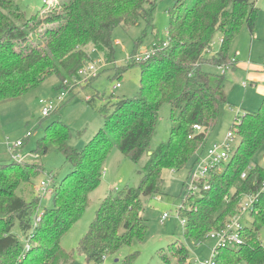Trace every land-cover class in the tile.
I'll list each match as a JSON object with an SVG mask.
<instances>
[{"label":"trees","instance_id":"obj_1","mask_svg":"<svg viewBox=\"0 0 264 264\" xmlns=\"http://www.w3.org/2000/svg\"><path fill=\"white\" fill-rule=\"evenodd\" d=\"M158 1L61 0L53 6L45 3L49 8L28 18L16 0H0V102L22 98L54 75L70 86L91 61L90 48L112 62L115 30L138 26L143 20L151 24ZM258 17L253 0H178L170 10L168 39L151 47L168 45L148 60H133L142 71L139 95L110 101L99 109L106 127L86 149L69 145L71 134L60 121L48 126L39 141L37 153L46 155L54 147L73 169L55 186L54 207L41 210L40 196L27 200L17 194L21 183L38 177L41 168L44 172L43 166L15 159L0 163V264L74 263V254L62 247V238L86 212L89 195L100 186L115 147L135 163L149 155L141 185L102 201L77 252L88 264H100L103 256L116 255L134 240H142L147 232L142 197L163 192L165 170L182 171L194 163L193 171L223 105L228 103L225 75L237 63L230 55L231 46L245 24L254 34ZM218 33L222 34L221 48L208 59L206 54ZM205 64L225 73L205 71ZM127 69H120L119 74ZM165 104L171 107L170 138L153 150ZM231 132L239 139L231 160L211 174L209 190L196 196L186 192L179 212L186 220V237L203 242L238 214L246 195L261 192L250 215L252 222L244 228L243 244L220 249L217 264H264V245L257 235L264 227V168L253 166L264 146V102L258 112L238 117ZM16 226L25 242L14 232ZM178 246L183 257L177 264H191L184 244L172 251ZM136 256L131 255L126 264H133ZM162 259L172 264L168 255Z\"/></svg>","mask_w":264,"mask_h":264},{"label":"rangeland","instance_id":"obj_2","mask_svg":"<svg viewBox=\"0 0 264 264\" xmlns=\"http://www.w3.org/2000/svg\"><path fill=\"white\" fill-rule=\"evenodd\" d=\"M16 0L25 11L28 18L36 16L48 6L58 5L61 0ZM47 1V0H46ZM178 0H159L153 11L151 24L141 21L135 27H119L113 33L115 56L112 62H107L105 55L90 48V62L100 67L99 76L88 84L81 85L74 78L71 80V92L62 84L61 79L54 75L41 86L22 98L0 102V163H10L13 154L9 146L24 140V146L17 149L27 154L25 160L40 164L41 174L29 183H21L17 194L27 200L34 196L41 197V210L54 207V198L39 191L42 181L53 180L59 186L71 174L72 166L66 161L64 154L54 147L46 155L36 152L38 143L45 137L47 128L52 123L60 121L68 128L71 137L69 145L84 151L92 139L106 127V121L99 109L108 102L122 98H135L139 95L141 55L153 43L168 39L170 27V10ZM259 9V17L254 34L247 24L231 46L230 55L237 61L236 67L226 72L228 103L223 105L218 123L208 137L203 149L206 152L211 144L224 142L238 117L246 112H258L264 102V0H253ZM44 29V28H43ZM222 34L218 33L206 58L211 59L221 48ZM141 41V42H140ZM140 43V45L138 44ZM129 64H133L129 65ZM249 65L250 67H246ZM127 71L120 72L122 68ZM205 71L223 75V71L209 64L203 65ZM120 83L121 87L116 88ZM246 84V87L243 84ZM68 95L65 102L59 105L60 98ZM114 97V98H113ZM91 99L92 102H89ZM50 105L58 110L49 117H43L44 108ZM173 121L169 104L160 110V123L152 141L154 150L170 138ZM32 132L30 138L27 134ZM239 139L234 137L235 147ZM25 156V155H24ZM149 155L145 154L139 163L126 158L115 147L105 167V173L100 186L89 195V205L82 218L62 238V247L74 254L73 264H88L86 258L77 252L82 238L87 234L94 222L97 212L104 199L128 187L138 188L141 185L144 167ZM254 165L264 168V146L255 156ZM194 163L182 171L165 170L163 192L142 197L144 205L143 218L147 232L142 240H134L130 246L123 248L118 254L108 257L103 264H126L127 259L136 254L133 264H165L162 257L169 256L172 264H177L183 257L178 244H184L190 256L191 264L196 260L203 261L212 257L216 246L215 241L206 238L203 242L189 239L185 235V223L179 209L183 206V196L188 192L190 172ZM243 203L246 199L243 198ZM167 215L166 217H164ZM244 224L250 226L252 219L249 214L244 218ZM14 232L22 242H25L19 227ZM258 240L264 245V227L257 233ZM172 251V252H171ZM245 264V263H241Z\"/></svg>","mask_w":264,"mask_h":264},{"label":"built area","instance_id":"obj_3","mask_svg":"<svg viewBox=\"0 0 264 264\" xmlns=\"http://www.w3.org/2000/svg\"><path fill=\"white\" fill-rule=\"evenodd\" d=\"M46 4H49L50 1H45ZM168 43L162 44V45H156L148 50H146L141 55V60H148L151 58V56L155 55L158 51L162 50L164 47H166ZM233 62H237L235 59H233ZM223 73L225 72L224 69H222ZM100 74V67L97 66L94 62H89L86 64L78 73V78L75 79L78 83L81 85L90 83L93 79H96ZM69 82L66 81L64 83L66 88L68 89V94L72 91L71 85H68ZM246 85V84H244ZM121 84L118 83L116 85V88H120ZM68 95H63L60 98L59 105H62ZM59 108L54 107L50 105L49 107L44 108L42 112L43 117H49L52 113L57 111ZM195 129L200 130L201 127L195 126ZM33 135L32 132H29L26 136V138H30ZM234 133L230 132L225 139L224 142L221 143H214L209 146L207 151L203 153L199 157L198 163L195 165L193 171L190 174V181L188 184V194L189 196H196L199 193H201L203 190H209L210 189V177L211 174L214 171H221L222 165L225 163H228L231 158L233 151L235 149L234 145ZM24 146V140H19L13 146H9V151L13 152V158L15 160L19 161H26L25 159L27 156H24L20 151L19 153L16 152L17 149ZM243 178L247 177V174L244 173ZM54 181H42L39 185V191H42L45 195L52 196L54 193ZM261 191H264V182L262 185ZM261 192L258 194H250L246 195L244 198L247 200L246 203H243V201L239 205L238 214L234 217L230 218V220L227 222L226 226L217 231H213L208 234L206 238H210L211 240L215 241L216 246L214 249V253L211 258L205 259L203 261L196 260L194 264H217V257L219 254V250L223 248H232L236 249L239 248L243 244V235H244V218L247 214L251 215V213L254 211V205L257 202V199L259 197ZM165 215L164 217H166ZM41 216H39L36 220L38 222L40 220ZM186 220H184V223ZM29 248V247H28ZM107 256H103L102 262L100 264H103L105 260L107 259Z\"/></svg>","mask_w":264,"mask_h":264},{"label":"crops","instance_id":"obj_4","mask_svg":"<svg viewBox=\"0 0 264 264\" xmlns=\"http://www.w3.org/2000/svg\"><path fill=\"white\" fill-rule=\"evenodd\" d=\"M237 64H238V63H237ZM235 67H236V66H235ZM246 67H250V66H249V65H247ZM231 70H232V69H231ZM224 73H225V72H224ZM244 84H245V83H244ZM244 84H243V86H244V87H246V85H244ZM11 153H13V152H11ZM22 154H23V153H22ZM23 155H25V156H26L27 154H23ZM28 157H29V156H28ZM28 157H27V158H28Z\"/></svg>","mask_w":264,"mask_h":264}]
</instances>
